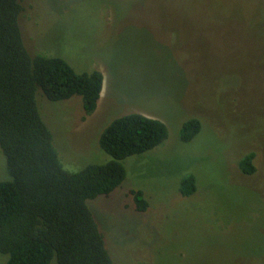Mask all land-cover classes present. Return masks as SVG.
Masks as SVG:
<instances>
[{"label":"rangeland","instance_id":"rangeland-1","mask_svg":"<svg viewBox=\"0 0 264 264\" xmlns=\"http://www.w3.org/2000/svg\"><path fill=\"white\" fill-rule=\"evenodd\" d=\"M23 6L32 55L105 77L86 121L80 96L44 107L38 101L67 171L113 160L99 138L118 117L140 113L169 129L156 149L122 161L127 177L109 197L87 201L116 264H264V0ZM192 118L203 129L185 143L180 130ZM248 152L256 153L252 176L239 168ZM188 175L196 176L197 191L183 197L180 180ZM8 179L0 151V181ZM132 189L144 191L145 212L136 211ZM7 258L0 253V264Z\"/></svg>","mask_w":264,"mask_h":264},{"label":"trees","instance_id":"trees-1","mask_svg":"<svg viewBox=\"0 0 264 264\" xmlns=\"http://www.w3.org/2000/svg\"><path fill=\"white\" fill-rule=\"evenodd\" d=\"M23 1L0 0V151L10 176L0 181V253L8 256L6 264H116L87 201L109 197L127 177L122 161L156 149L169 129L140 113L118 117L99 138L113 160L67 171L38 101L44 107L46 100L80 96L86 121L98 108L105 77L97 70L78 73L60 57L32 55L23 37ZM202 123L201 118L184 122L181 140L195 139ZM255 159L256 153L248 152L240 160L244 175L256 173ZM179 189L183 197L195 195L196 176H184ZM130 194L136 211L145 212L144 191Z\"/></svg>","mask_w":264,"mask_h":264}]
</instances>
